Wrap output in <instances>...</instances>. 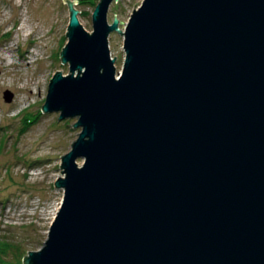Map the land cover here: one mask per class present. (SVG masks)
Masks as SVG:
<instances>
[{
    "label": "water",
    "instance_id": "obj_1",
    "mask_svg": "<svg viewBox=\"0 0 264 264\" xmlns=\"http://www.w3.org/2000/svg\"><path fill=\"white\" fill-rule=\"evenodd\" d=\"M113 1L89 32L63 0L69 73L57 68L41 111L80 132L23 263L264 264V0H143L123 30Z\"/></svg>",
    "mask_w": 264,
    "mask_h": 264
},
{
    "label": "rangeland",
    "instance_id": "obj_2",
    "mask_svg": "<svg viewBox=\"0 0 264 264\" xmlns=\"http://www.w3.org/2000/svg\"><path fill=\"white\" fill-rule=\"evenodd\" d=\"M142 1H113L107 13L109 24L116 13L123 30ZM98 3L99 0L74 3V8L81 10L80 23L89 32L93 31L92 13ZM69 16V4L63 0H0V56H7L3 51L9 50L14 62L8 64V59L0 58V208L4 206L10 213L17 204L47 202L45 211L31 221L23 223L17 214L0 218V247L10 250L18 245L25 256L28 250L40 249L47 238L63 197V191L54 185L63 176L61 155L70 150L80 132L72 125L76 118L59 120V112L41 111L57 68L63 75L69 73V65L60 58V50L67 42ZM109 48L111 57H116L117 71H121L125 58L123 35L111 32ZM19 85L25 87L19 89ZM5 90L13 93L9 102L4 98ZM37 113V121L28 123L26 119ZM77 161L81 164L83 159ZM28 210L20 213L31 214L32 210ZM13 259L24 264L23 259Z\"/></svg>",
    "mask_w": 264,
    "mask_h": 264
},
{
    "label": "bare ground",
    "instance_id": "obj_3",
    "mask_svg": "<svg viewBox=\"0 0 264 264\" xmlns=\"http://www.w3.org/2000/svg\"><path fill=\"white\" fill-rule=\"evenodd\" d=\"M10 51L9 50H5V51H3V53H5V54H8L7 56H5V55H3V57L2 56H0V58H2V59H4V60H6V59H8L7 60V63L8 64H10V63H14L13 62V55L11 54L10 55V53H9ZM0 54H2V52L0 53ZM2 63V62H1ZM17 63V62H16ZM18 64V63H17ZM18 65H20V63L18 64ZM2 66H3V64H0V75H1V73H2V71H1V68H2ZM23 87H25L24 85H23ZM21 85H19L18 86V88L19 89H21V88H23ZM18 205V206H17ZM17 205H15V206H13V209H12V211L10 212V213H6L5 212V210H4V206H3V208L1 209L0 208V218L2 217V218H4L6 215H13V214H17L18 216H19V219L23 222V223H25L24 222V220H28V221H31V220H33V218H35L36 216H37V214H39V212L40 213H42L43 211H45V209H46V207H47V202L46 203H43V205H39L38 204V202H36L35 200L32 202V203H25L24 205L23 204H21V205H19V204H17ZM38 205V206H37ZM24 209H30V210H32V213L30 214H28V215H26V216H24V215H22L20 212H22ZM29 211V210H28ZM18 218V217H17ZM55 218V217H54ZM54 218H53V220H54Z\"/></svg>",
    "mask_w": 264,
    "mask_h": 264
},
{
    "label": "trees",
    "instance_id": "obj_4",
    "mask_svg": "<svg viewBox=\"0 0 264 264\" xmlns=\"http://www.w3.org/2000/svg\"><path fill=\"white\" fill-rule=\"evenodd\" d=\"M33 115H36L35 119L31 120L30 117ZM33 115L29 116L26 119L28 121V123H33V122L37 121V119L39 118V113L33 114ZM23 128H25V127H23ZM1 144H2V142H1ZM9 248H10V250L7 247H5V248L0 247V264H18V262H16V260H14L13 257H17L19 260L24 258L25 254L20 249V247L18 245H16L14 247L15 249H13L11 247H9ZM10 253H12V254L9 256ZM8 259H11V261ZM13 261H15V262H13Z\"/></svg>",
    "mask_w": 264,
    "mask_h": 264
},
{
    "label": "built area",
    "instance_id": "obj_5",
    "mask_svg": "<svg viewBox=\"0 0 264 264\" xmlns=\"http://www.w3.org/2000/svg\"><path fill=\"white\" fill-rule=\"evenodd\" d=\"M60 205H61V204H60ZM46 208H47V207H46ZM58 209H59V208H57V211H58ZM10 210H11V209H10ZM57 211H56V212H54V213L56 214V213H57ZM5 212H6V213H9V212H7V211H6V209H5ZM43 212H44V211H43ZM43 212H42V213H43ZM50 214H51V212H50ZM50 214H49V215H50ZM52 214H53V213H52ZM52 214H51V215H52ZM47 215H48V214H47ZM47 215H46V216H47Z\"/></svg>",
    "mask_w": 264,
    "mask_h": 264
}]
</instances>
